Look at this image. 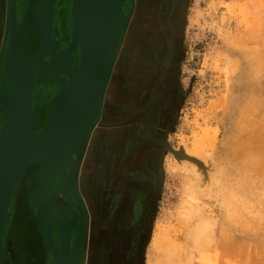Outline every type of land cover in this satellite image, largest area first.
<instances>
[{
	"label": "rangeland",
	"instance_id": "obj_1",
	"mask_svg": "<svg viewBox=\"0 0 264 264\" xmlns=\"http://www.w3.org/2000/svg\"><path fill=\"white\" fill-rule=\"evenodd\" d=\"M176 50L138 264H264V0H184Z\"/></svg>",
	"mask_w": 264,
	"mask_h": 264
},
{
	"label": "flooded vegetation",
	"instance_id": "obj_2",
	"mask_svg": "<svg viewBox=\"0 0 264 264\" xmlns=\"http://www.w3.org/2000/svg\"><path fill=\"white\" fill-rule=\"evenodd\" d=\"M35 1L16 0L17 27L27 3L33 5ZM71 1L55 2L50 49L34 77L32 104H39L40 127L47 107L56 101L59 86L75 69L78 50L67 54L70 30L60 31L65 17L67 24L71 23L70 16L65 14ZM183 1L125 0L122 5L119 42L109 81L111 112L109 119H100L112 125L100 123L94 143H90L92 138H87L85 150L90 147V152L84 153L76 179L87 210L78 256L76 249L73 252L76 230L73 227L77 225L78 213L62 192L58 178L49 189L48 199L53 213L68 227V251L65 247L61 251L53 214L41 199L40 210L44 214L41 220L49 225V234L46 226L39 223L37 204L31 198L36 177V164H33L19 178L8 205L3 244L13 264H56L53 249L60 264H76V256L79 264L139 263L146 231L145 214L159 178V152L165 146L163 123L175 96L177 25ZM5 4L6 0H0V12ZM33 21L34 15L27 11L26 25ZM27 37L33 55L39 38L31 33ZM2 64L0 57V73ZM7 93L6 90L4 94ZM68 170L70 173L74 168ZM60 231L66 233L63 225ZM5 264L10 263L6 260Z\"/></svg>",
	"mask_w": 264,
	"mask_h": 264
},
{
	"label": "water",
	"instance_id": "obj_3",
	"mask_svg": "<svg viewBox=\"0 0 264 264\" xmlns=\"http://www.w3.org/2000/svg\"><path fill=\"white\" fill-rule=\"evenodd\" d=\"M124 1H71V23H63L62 30H70L67 54L78 50L75 69L59 86L56 101L50 108L47 107L40 127L39 104H32L34 77L39 63L50 49L56 0H37L33 5L28 2L19 27L16 0H6L4 16L7 34L0 51L3 62L0 73V264H5L6 260L13 264L3 244L8 205L19 178L33 164H36V177L31 198L37 204L39 223L46 226L49 234V225L41 220L44 215L40 210L42 202L53 214L54 228L59 230L61 251L64 242L69 247L68 227L62 218L60 221L59 216L53 213L48 199L49 189L58 178L62 192L78 213L77 225L73 227L76 229L73 248L77 249L78 256L87 225V210L77 190L76 179L87 138L96 137L94 130L98 124L112 125L111 122L102 123L100 113L117 52L120 12ZM27 11L34 15V21L29 26L26 25ZM28 33L39 38L33 55L29 49ZM29 63L31 70L27 74V70L20 66ZM6 90L7 95L4 94ZM170 150L177 157L185 156ZM70 167L74 170L69 173ZM62 225L65 234L60 231ZM53 251L56 264H60L59 256L55 249ZM77 256L75 260L79 264Z\"/></svg>",
	"mask_w": 264,
	"mask_h": 264
},
{
	"label": "bare ground",
	"instance_id": "obj_4",
	"mask_svg": "<svg viewBox=\"0 0 264 264\" xmlns=\"http://www.w3.org/2000/svg\"><path fill=\"white\" fill-rule=\"evenodd\" d=\"M31 62V61H30ZM30 63L27 65V66H23V65H21L20 66V68H24V70L26 71L27 70V74H28V72H30V70H31V68H30ZM248 139V138H247ZM245 142H246V140H244ZM248 143V142H247ZM262 143V142H261ZM242 144H244V142L242 143ZM255 145V144H254ZM242 147V146H241ZM242 149V148H241ZM189 158V157H188ZM192 158H190V160H191ZM186 162H191L190 160H188V159H184ZM194 160V159H193ZM191 163H193V162H191ZM67 245V243L65 242L64 244H63V248L65 247V249H66V252L68 251V246H66ZM70 245V244H69ZM74 249H76L75 247L73 248V252H74ZM77 250V249H76Z\"/></svg>",
	"mask_w": 264,
	"mask_h": 264
},
{
	"label": "crops",
	"instance_id": "obj_5",
	"mask_svg": "<svg viewBox=\"0 0 264 264\" xmlns=\"http://www.w3.org/2000/svg\"><path fill=\"white\" fill-rule=\"evenodd\" d=\"M90 143H94V142H93V138L91 139V142H90ZM89 150H90V147H88V148L86 149L87 153H88Z\"/></svg>",
	"mask_w": 264,
	"mask_h": 264
}]
</instances>
